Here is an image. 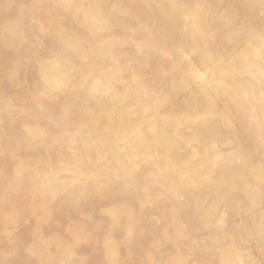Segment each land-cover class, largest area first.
Instances as JSON below:
<instances>
[{
    "label": "rangeland",
    "instance_id": "obj_1",
    "mask_svg": "<svg viewBox=\"0 0 264 264\" xmlns=\"http://www.w3.org/2000/svg\"><path fill=\"white\" fill-rule=\"evenodd\" d=\"M0 264H264V0H0Z\"/></svg>",
    "mask_w": 264,
    "mask_h": 264
}]
</instances>
